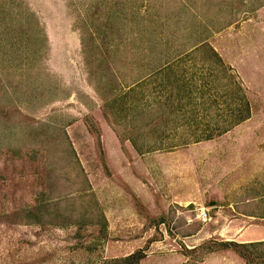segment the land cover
I'll return each instance as SVG.
<instances>
[{
  "label": "rangeland",
  "instance_id": "obj_1",
  "mask_svg": "<svg viewBox=\"0 0 264 264\" xmlns=\"http://www.w3.org/2000/svg\"><path fill=\"white\" fill-rule=\"evenodd\" d=\"M260 241L264 0H0V264Z\"/></svg>",
  "mask_w": 264,
  "mask_h": 264
},
{
  "label": "trees",
  "instance_id": "obj_2",
  "mask_svg": "<svg viewBox=\"0 0 264 264\" xmlns=\"http://www.w3.org/2000/svg\"><path fill=\"white\" fill-rule=\"evenodd\" d=\"M245 109L247 111V114L245 115V117L240 119L237 123L249 119L251 115V106L247 99L245 100ZM225 246L232 247L233 250L236 251L240 255V257L245 260L247 264H254V260L256 259H260L261 264H264V251L257 253L256 257H254L253 260L251 259V257L253 256L252 250L253 249L257 250L259 247H264V241L244 243V244L229 242V243H225ZM145 257H146L145 251L140 250L124 258L113 259L109 261L108 264H141L142 260Z\"/></svg>",
  "mask_w": 264,
  "mask_h": 264
},
{
  "label": "crops",
  "instance_id": "obj_3",
  "mask_svg": "<svg viewBox=\"0 0 264 264\" xmlns=\"http://www.w3.org/2000/svg\"><path fill=\"white\" fill-rule=\"evenodd\" d=\"M245 234L247 233H243L242 236H244ZM252 241V240H251ZM244 242H250V240L248 241H244ZM149 257H145L141 264H145L146 263V260L148 259ZM163 257H161L162 259ZM198 264H247L245 262L244 259H242L240 256L238 255H213V256H209L207 261L205 262H201V263H198Z\"/></svg>",
  "mask_w": 264,
  "mask_h": 264
}]
</instances>
